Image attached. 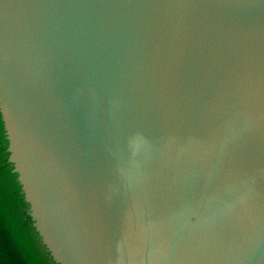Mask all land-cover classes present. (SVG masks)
I'll list each match as a JSON object with an SVG mask.
<instances>
[{
  "label": "water",
  "instance_id": "obj_1",
  "mask_svg": "<svg viewBox=\"0 0 264 264\" xmlns=\"http://www.w3.org/2000/svg\"><path fill=\"white\" fill-rule=\"evenodd\" d=\"M0 163L57 264H264V0H0Z\"/></svg>",
  "mask_w": 264,
  "mask_h": 264
},
{
  "label": "trees",
  "instance_id": "obj_2",
  "mask_svg": "<svg viewBox=\"0 0 264 264\" xmlns=\"http://www.w3.org/2000/svg\"><path fill=\"white\" fill-rule=\"evenodd\" d=\"M0 264H57L8 184L1 163Z\"/></svg>",
  "mask_w": 264,
  "mask_h": 264
}]
</instances>
